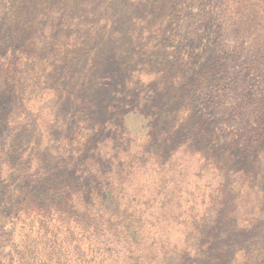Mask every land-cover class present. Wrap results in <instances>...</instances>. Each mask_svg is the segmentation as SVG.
Here are the masks:
<instances>
[{"label": "rangeland", "instance_id": "374dc122", "mask_svg": "<svg viewBox=\"0 0 264 264\" xmlns=\"http://www.w3.org/2000/svg\"><path fill=\"white\" fill-rule=\"evenodd\" d=\"M0 30V64L11 79L0 86V264H27L28 230L56 231L43 228L35 214L40 190L32 171L73 172L67 156L78 151L77 165L96 147L112 154L142 151L143 163L131 170L134 179L124 178L122 193L131 207L124 216L138 209L134 224L144 246L199 243V253H187L185 264H264V202L250 194L252 202L235 209L231 179L238 170L228 168L221 201L209 212L218 182L196 165L178 125L191 100L188 81L218 42L238 53L241 60L229 69L245 92L260 97L254 70H262L264 57V0H0ZM197 92L196 111L235 135L238 114L229 118L221 110L238 92L222 85ZM220 144L227 149L238 142L226 137ZM242 153L225 161L249 167ZM160 166L169 170L167 179L174 176L181 202L158 216L161 196L153 201L151 193ZM259 189L264 200V184ZM87 243L81 242L87 257L107 264ZM64 245L70 253L74 238ZM117 264L132 263L120 256Z\"/></svg>", "mask_w": 264, "mask_h": 264}, {"label": "trees", "instance_id": "16d2710c", "mask_svg": "<svg viewBox=\"0 0 264 264\" xmlns=\"http://www.w3.org/2000/svg\"><path fill=\"white\" fill-rule=\"evenodd\" d=\"M72 47L73 45L69 50H73ZM216 47L209 57L204 59V65L195 77L188 81L191 100L188 101L186 115L180 118L181 123L178 124L184 125L185 130H183L185 137H183L182 145L193 151V154H197L198 164L196 165L210 173L209 181L218 182V187L215 188L217 193L211 194L207 205L209 212L216 209V200L219 203L221 201V197L218 196L225 184V169L228 168L238 170L236 172L238 176L231 179V184L235 187L233 193L236 197L235 201H239L234 206L235 209L249 205L252 202L248 199L250 194L264 202L259 189V185L264 184V91L260 93V97L254 91L245 92V84L239 82L237 79L239 76L229 69L230 63L240 61L241 57H238L236 51L230 49L227 41L221 44L218 42ZM227 55H232L229 64ZM258 67H262V70H254L258 73L257 84L264 90V57ZM10 82L11 79L1 63L0 86L9 85ZM218 85L238 92L239 99L232 100L231 105H224L221 110L229 118H234L238 114L241 124L235 130V135L231 131L224 133L220 127L217 129V125L213 124L209 116L203 113L202 109L196 111L194 106L197 104L195 98L197 90L210 91ZM251 120L255 125H251ZM246 129H252V134L249 131L244 132ZM226 137L235 143L238 142V145L233 147L230 145L231 148L224 149L226 145H221L220 140L221 138L225 140ZM245 142H249L248 145ZM161 152H163L161 149L158 150L157 157H163ZM241 153L247 156L249 167L239 166V164L230 166L228 160L225 161L226 158H232L235 154ZM77 154L78 151L67 156V167H71L73 172L58 176L49 169L39 170L37 173L32 171V178L39 184L40 190L39 195L33 199L39 206V211L35 214L43 228L48 229L50 226L56 231L48 236V231L40 234L39 231L28 230L29 232L26 233L27 264H49L50 262L65 264L68 261L77 264H91V262L94 264V256H91L93 259L91 261L82 248L81 242L84 240L88 241V249H91L93 254L101 255V260H107V264H117L120 256H126L132 264H185L187 253H199V243L181 247L162 243L144 246L143 231L140 226L134 224L138 209H131V213L124 216L131 207L123 204V180L124 178L134 179L131 170L143 163L139 155L142 154L141 149L136 152H132L131 149H121L112 154L99 147L90 148L84 153L82 161L75 165ZM170 154L171 151L165 158L168 159ZM254 157L256 158L253 159ZM21 158L23 159V156ZM146 158L150 159V157ZM157 164L162 163L158 161ZM162 171L163 168L160 166L157 172L159 179L156 180L154 191L151 193L153 201L161 196L156 202L158 216L169 212L173 202H181L178 194L181 188L176 190L178 183L174 176L171 175L167 179L169 170ZM230 175L227 178L228 182H230ZM217 176L219 180L215 179ZM121 209L123 212H120ZM65 226L66 229L62 231V227ZM34 233L35 235L32 236ZM195 233L197 234L198 231ZM189 234H192V230ZM69 238H74L72 257L71 252L69 253L64 245Z\"/></svg>", "mask_w": 264, "mask_h": 264}]
</instances>
